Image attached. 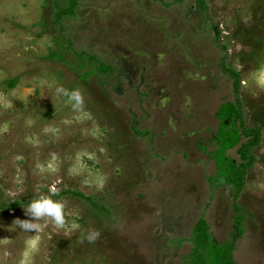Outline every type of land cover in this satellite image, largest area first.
<instances>
[{"label": "rangeland", "instance_id": "374dc122", "mask_svg": "<svg viewBox=\"0 0 264 264\" xmlns=\"http://www.w3.org/2000/svg\"><path fill=\"white\" fill-rule=\"evenodd\" d=\"M70 6L0 0V264H264V0Z\"/></svg>", "mask_w": 264, "mask_h": 264}, {"label": "clouds", "instance_id": "9594fccd", "mask_svg": "<svg viewBox=\"0 0 264 264\" xmlns=\"http://www.w3.org/2000/svg\"><path fill=\"white\" fill-rule=\"evenodd\" d=\"M56 92L67 97L74 110H79L83 106L84 99L79 89L69 91L63 86H59L56 88ZM41 171H43V169H41ZM49 191L55 195L58 189L52 187ZM23 209L26 216L30 217V219L16 218L13 223H15L17 228L24 232L33 233L42 231L43 226L37 223V221L42 218L50 220L56 228L63 229L65 227V204L61 200L53 199L52 195H41L37 198L30 199L27 206L23 207ZM72 227L75 229L78 228L79 225L74 224ZM99 235L100 233L98 230H92L84 233L81 240H86L87 242L92 243L99 237Z\"/></svg>", "mask_w": 264, "mask_h": 264}, {"label": "trees", "instance_id": "16d2710c", "mask_svg": "<svg viewBox=\"0 0 264 264\" xmlns=\"http://www.w3.org/2000/svg\"><path fill=\"white\" fill-rule=\"evenodd\" d=\"M75 4H76V0H71V6H70L69 11H72V9L74 8ZM228 106H229V108H227ZM230 106L231 105L228 104L225 109L223 108L221 110L223 113L220 111V115L222 116L223 120L226 118V115L224 114L223 110H226L228 113H232L233 112V109ZM223 120H222V125H221V128H220V137L222 138L224 146H231L232 144H234L237 141L238 135H237L235 130L230 129V128L227 129L226 128V123ZM196 226H198V228H200V230H202V232L205 233L206 222L204 220H199L197 222ZM234 237H235V235H234ZM233 239H232L231 243H229V246H228L227 250H224L223 247H218L216 249V251L213 252L214 253L213 255L216 254V257L213 256L214 258H216V264H232V262L230 261V259H231L230 249L232 247ZM200 242H201V244H205L206 243L204 238H201Z\"/></svg>", "mask_w": 264, "mask_h": 264}]
</instances>
